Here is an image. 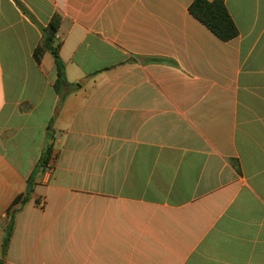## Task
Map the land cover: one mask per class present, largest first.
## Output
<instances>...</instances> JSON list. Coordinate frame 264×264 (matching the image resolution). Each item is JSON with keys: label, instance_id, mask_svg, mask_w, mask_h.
<instances>
[{"label": "crops", "instance_id": "1", "mask_svg": "<svg viewBox=\"0 0 264 264\" xmlns=\"http://www.w3.org/2000/svg\"><path fill=\"white\" fill-rule=\"evenodd\" d=\"M193 1L0 0L2 264H264V0Z\"/></svg>", "mask_w": 264, "mask_h": 264}, {"label": "trees", "instance_id": "2", "mask_svg": "<svg viewBox=\"0 0 264 264\" xmlns=\"http://www.w3.org/2000/svg\"><path fill=\"white\" fill-rule=\"evenodd\" d=\"M188 10L195 19L206 26V28L221 41H230L238 36V30L230 14L228 13L223 0H194L190 4ZM59 26L60 17L58 15H54L47 26L41 28L42 39L33 50L32 56L34 61L37 64H40L44 54L48 51H51L56 71V79L53 84V89L56 94L63 96V93H67L68 89L69 92L75 91L81 87V84H70L66 80L64 63L60 59L57 52V47L54 44L55 36L58 32ZM53 159L54 156L51 147L45 148L38 161L36 171L38 169L43 170ZM19 201L20 198H16L14 204ZM12 230L13 219L11 217L9 224L6 227V235L4 238L2 251L3 256H5L7 252ZM0 264H2L1 261Z\"/></svg>", "mask_w": 264, "mask_h": 264}, {"label": "water", "instance_id": "3", "mask_svg": "<svg viewBox=\"0 0 264 264\" xmlns=\"http://www.w3.org/2000/svg\"><path fill=\"white\" fill-rule=\"evenodd\" d=\"M30 189H31V183H29L27 191L29 192Z\"/></svg>", "mask_w": 264, "mask_h": 264}, {"label": "built area", "instance_id": "4", "mask_svg": "<svg viewBox=\"0 0 264 264\" xmlns=\"http://www.w3.org/2000/svg\"><path fill=\"white\" fill-rule=\"evenodd\" d=\"M45 170H46L47 172H50V169H48V168H46Z\"/></svg>", "mask_w": 264, "mask_h": 264}]
</instances>
